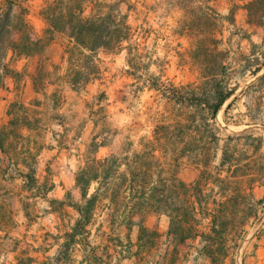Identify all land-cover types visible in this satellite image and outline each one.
Returning a JSON list of instances; mask_svg holds the SVG:
<instances>
[{"label":"crops","instance_id":"0c3cea01","mask_svg":"<svg viewBox=\"0 0 264 264\" xmlns=\"http://www.w3.org/2000/svg\"><path fill=\"white\" fill-rule=\"evenodd\" d=\"M4 1L1 2L2 6ZM43 1L45 3V0ZM134 1L138 4L155 5L166 0ZM185 1V5H181L180 0H170L168 3L169 20L173 22L172 26H178L182 20L189 18L191 9H202L215 22L213 36L219 45L232 49L233 53L238 56L230 69L233 70V73L225 75L230 79L229 87L234 88L235 92L225 102L219 113L224 107V113H228L231 108H236V112H239L245 120L240 123L235 122V127L246 129L241 134L232 135L235 137L231 141L227 138L224 143L219 142L215 159L218 162L214 167L215 173H209L212 178L204 190L205 196L209 197V203L203 209L210 212L212 210L210 205L221 207L225 201L228 202V199L232 197L234 199L240 197L243 203L256 204L259 212L252 215L250 221L243 223L240 228L241 231L247 233L244 241L235 250L233 245L232 248L229 246L230 249H227L220 261L214 263L213 258L204 250L206 242L202 240L201 236L188 239L182 244L175 242L169 233L171 219L168 215L149 213L143 218L135 214L131 206H128L125 207L127 209L123 208L114 216V209L109 201L102 207H98L99 204H97L92 219L94 225L92 227L91 222L87 226L88 234L77 235L75 242L69 240V235L73 233L77 222L81 219L79 207L84 206L86 202L83 190L77 183L79 175L77 169L80 164L78 159L86 155L84 148L85 146L88 148L89 144H86L83 139L81 144L75 131L79 129L81 121L86 118L85 104L89 100L88 96L92 99L97 94V84L91 82L85 90H81L67 82L69 54L66 44L59 43L57 38L65 37L70 43L72 42L66 35L57 34L51 41L52 43L40 55L17 56L10 51L6 58L9 71L0 86V132L2 129H9L13 120L11 106L17 102L32 108L27 112L30 118L38 117L43 121L42 127L45 135L39 141L36 158L39 163L38 171L42 172L46 167H49L51 173H28L25 164L17 163L16 167L19 173H22L21 177L6 180V177L2 176L5 170L4 165L10 161L15 162V159L3 152V146L0 145V179L9 187L15 183L19 184L20 192L25 194V201L29 190L30 193L37 190L40 193L41 198L35 197V200L42 204L41 217L37 222L32 223L28 221L24 211L20 214L22 219L20 225L23 227L24 237L27 240L32 239V230L35 228L36 231V227H39V234H42V242H50L51 238L54 239L55 243L52 245L54 249L51 252L43 253L46 258L49 255H54L61 259V264H64L62 253L64 250H68L71 251V255L68 257L72 258V262L68 264H264V134L257 135L255 128L259 127L261 131H264V83L261 81L264 76V55L261 53L264 48V26L256 23L253 13L251 14L249 10V5L257 0ZM38 22L42 29L33 30L37 37H42L47 24L42 17ZM189 29L187 26L186 33L190 32ZM187 44L189 45L190 42ZM122 48L125 49L124 46ZM226 69L228 72V67ZM257 86L258 90L252 92L251 90ZM250 97L254 99L255 103L258 102L257 105L261 109L262 119L260 121L257 120L258 117L251 115ZM256 98H258L257 102ZM230 104L231 107L226 112ZM43 118H46L47 121H44ZM247 132L253 133V137L247 138L245 136ZM19 133L23 138L31 139L33 128L21 126ZM260 139L262 140L260 141ZM236 140H244L248 151L254 158H257V164L260 166L258 175L238 173L235 168L237 166L233 165L232 156L229 162L220 170L218 169L223 149L228 153V145ZM259 146L260 148L257 150ZM118 147V136H112L107 143L99 146L95 153L99 157H107L117 154ZM30 150L33 149L30 148ZM228 155L230 154L228 153ZM227 165L230 167L225 170ZM201 174L196 173L186 184L195 183ZM181 175L186 177L184 173ZM217 179L219 182L215 183ZM29 183L35 184L33 185L35 189L29 188ZM232 187L236 188V191L228 190ZM96 189V186H91L87 198L94 195ZM206 190H209L210 193H205ZM213 193L217 194L218 204L215 201L211 203ZM127 195L128 193L125 196ZM220 200L223 202L221 203ZM99 209L100 212L97 213ZM212 216L210 219L205 217L202 221L199 228L202 233L210 232ZM217 217L219 221V216ZM104 223L114 224L105 234L114 233L120 241L119 249L106 251L108 261L105 260L106 257L93 256L95 252H90V248L88 250L81 249L82 241L90 240L95 233H100ZM141 227L158 232L155 244L152 246L147 244L146 238L140 235ZM7 228L0 229L6 235L5 237L9 236ZM237 229L236 225H232L234 233L227 235V243L236 239L234 234L236 235L238 232ZM83 236L85 239L82 240ZM40 264L48 263L41 261Z\"/></svg>","mask_w":264,"mask_h":264},{"label":"rangeland","instance_id":"374dc122","mask_svg":"<svg viewBox=\"0 0 264 264\" xmlns=\"http://www.w3.org/2000/svg\"><path fill=\"white\" fill-rule=\"evenodd\" d=\"M24 6L30 10L27 21L32 29H42L38 20L41 18L39 12L44 6L43 0H22ZM86 15L88 16L92 9L95 8L96 1L91 0ZM108 3L118 2L119 0H106ZM261 1V0H260ZM2 0H0V8ZM155 5H145L137 3L134 0H123L121 9L123 15H127V25L130 27V39L125 41L123 51L115 53H107L100 51L98 53L82 52L80 50L72 52L73 44L65 37L57 38L59 43H65L67 53L69 54V66L66 80L73 84L76 88L85 90L86 86L91 82L97 84V94L91 99L88 96V102L85 104L87 109L86 118L81 121L79 129L75 131L78 141L83 143L82 139L88 143L85 146L86 155L78 159L77 173H79L90 159L101 160L106 157H99L95 153L96 150L104 143H107L112 136H118L119 152L113 155H120L124 151L132 149V151H141L143 143L152 135V132L158 125L165 123H174L180 117L187 118L196 113L195 109L188 107H179L169 100L171 97L172 87H184L188 85L197 86L201 83L204 76L213 74L223 77L220 69L215 67L216 64L228 67L225 75L232 74V64L236 62L238 56L233 53L232 49L221 47L217 39L213 36L214 20L206 14L202 9H191L189 18L182 20L178 26H172L173 22L169 20L168 3ZM185 0H180L181 5H185ZM150 11V13H149ZM253 16L258 24L264 26V0L254 5ZM150 14V15H149ZM189 26L190 32L186 33ZM33 30V31H34ZM200 30H202L200 32ZM187 42H190L188 45ZM50 42L47 46H49ZM46 46V47H47ZM45 47V48H46ZM45 48L36 55L42 54ZM12 52V51H11ZM72 52V53H71ZM233 53V54H232ZM264 55V48L261 50ZM15 54V53H14ZM17 55V54H16ZM18 56V55H17ZM86 56H91L88 61ZM213 68H215L214 72ZM212 69V70H210ZM6 60L0 67V86L3 84V78L7 74ZM84 73L86 76L74 84L77 73ZM222 75V76H221ZM255 87L252 92L258 90ZM256 98V102H257ZM252 106L251 115L261 120L260 108L252 97L249 98ZM32 109L22 103H14L11 106L13 120L9 129H2L0 132V145L3 146V152L15 159V162L5 163V170L2 173L6 180L21 177L16 165L25 164L28 173H51L49 167L39 172V163H37L38 144L43 139L45 133L42 127V118H30L27 112ZM36 111V110H35ZM225 107L216 118L215 128L219 129L218 138L220 143L230 135L241 134L246 128H236L235 122L240 123L245 119L242 118L236 108H231L228 113H224ZM48 119V117H46ZM43 118L44 121H47ZM26 126L33 128V136L30 139L23 138L19 133V128ZM257 135L264 134L260 128L255 127ZM145 138V141H144ZM143 141V142H142ZM244 140H236L228 145V153L233 157V165L238 173H251L258 175L260 166L257 164V158L251 155ZM21 145V146H20ZM33 149V150H30ZM88 152V154H87ZM26 154V155H24ZM81 155V153H79ZM111 156V155H110ZM184 157L179 162V178L184 183H188L193 175H199L205 170L202 163L208 162L203 154ZM109 157V156H107ZM217 161L213 160L208 168L209 173H215L214 167ZM178 165V166H179ZM229 165L225 167L229 169ZM186 174L182 176L181 174ZM226 173V172H222ZM1 176V174H0ZM141 179V178H140ZM140 179L139 182H140ZM157 176L146 179V183L141 185L142 190L159 187L157 184ZM120 183L118 179L110 180V185L101 193L98 207L110 202V195L114 184ZM32 185V186H31ZM35 184H28L29 188H34ZM19 184L6 186L0 179V229L7 228L9 236L0 231V264H40L41 261L48 264H61V259L53 256H44V252H51L55 241L53 238L50 242H42V234H39V227L33 228L32 239L27 240L24 237V230L20 214H27L28 221L34 223L41 217L43 212L42 204L36 201L35 197L41 198L38 190L27 195L24 200V193L20 192ZM91 186H98L93 183ZM90 186V187H91ZM213 186V185H212ZM228 190H235L232 187ZM24 192V191H23ZM205 193H210L206 190ZM211 203L215 201L218 204L217 194L213 193ZM124 197V195L122 196ZM122 197H118L111 203L114 212L117 215L123 208L132 206ZM238 197V196H237ZM221 203L223 202L220 200ZM172 208H183L186 205L184 196L170 200ZM223 206V207H222ZM221 207L210 205V212L207 211L206 219H210L211 215L219 216L220 223L227 224L225 234L221 236L212 235V242L205 241L206 246L213 250L214 263H218L221 257L226 253L229 246L235 250L238 245L242 244L247 233L237 229L238 232L234 237V241L226 242L227 235L234 233L232 225L241 227L246 221H250L251 216L259 212V208L254 203H243L240 197H234L225 201ZM127 209V208H125ZM133 210V209H132ZM218 213H217V212ZM100 212V209L97 213ZM135 214L141 216V213L135 211ZM158 214V213H157ZM93 217L90 224L93 223ZM16 224V227H15ZM113 223L102 224L100 233H95L90 240L84 241L82 237L81 249L90 250L97 257H106V251H114L119 249L120 241L116 234L106 235L108 229ZM238 225V226H237ZM205 226V225H204ZM206 227V226H205ZM87 229V228H86ZM236 230V231H237ZM27 231V230H26ZM206 234H210L206 233ZM140 235L146 238L147 244L152 246L156 243L158 232L156 230L144 229L141 227ZM230 239V236H229ZM109 248V249H107ZM95 249V250H94ZM230 249V248H229ZM50 250V251H49ZM71 251L64 250L62 253L63 263L72 262ZM52 255V254H51ZM108 261V258H105ZM74 261H77L74 259Z\"/></svg>","mask_w":264,"mask_h":264},{"label":"trees","instance_id":"16d2710c","mask_svg":"<svg viewBox=\"0 0 264 264\" xmlns=\"http://www.w3.org/2000/svg\"><path fill=\"white\" fill-rule=\"evenodd\" d=\"M122 2L123 0L114 3L98 0L91 15L87 16L86 11L89 4H92L91 0H45L40 16L46 22L47 28L42 37H37L27 21L29 9L24 6L23 1L5 0L0 8V67L10 51L18 56L31 57L41 52L57 34H64L71 40L74 44L73 53L77 50L82 54L121 51L123 43L130 39L131 30L127 25V15H123L121 10ZM257 3L258 0L249 5L251 14ZM86 58L88 61L92 59L91 56ZM215 67L220 69L223 77L213 74L204 76L197 86L172 87L169 100L179 107L195 109L194 115L180 117L174 123L158 125L147 141L144 138L141 151L129 149L120 155H111L101 160L93 158L87 162L77 177L86 202L79 207L81 219L69 235L71 242H75L77 235L89 233L86 228L101 193L114 177L120 183L114 184L110 202L124 195L122 198L133 204L131 209L141 213L143 218L149 213L168 215L171 219L169 233L177 244L198 236L203 241L212 242V235L218 237L225 234L228 225L220 223L216 215L211 219L210 234L202 233L199 229L207 215L203 208L209 203V197L204 194L212 178L208 168L216 159L219 149V129L214 125L220 109L235 92L234 88L229 87L230 79L225 76L226 67H219L217 64ZM213 70L217 72L215 68ZM85 76L78 72L74 84ZM261 81L264 83V76ZM230 107L231 104L226 112ZM245 136L252 138L253 133L247 132ZM234 137L230 135L228 140L231 141ZM259 148L260 146L257 150ZM201 154L208 159L207 163H202L205 170L195 183H184L179 178V162L184 157H197L196 155ZM230 160L231 156L223 149L218 169ZM153 176H157L159 187L150 188L148 191L139 189L142 183H146V179ZM216 182H219L218 179ZM93 183L98 184L96 192L87 198ZM180 195L184 196L186 205L183 208H172L170 200ZM204 250L214 262L210 246Z\"/></svg>","mask_w":264,"mask_h":264}]
</instances>
